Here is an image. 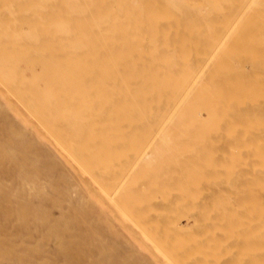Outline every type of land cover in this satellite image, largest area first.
<instances>
[{
  "label": "bare ground",
  "instance_id": "1",
  "mask_svg": "<svg viewBox=\"0 0 264 264\" xmlns=\"http://www.w3.org/2000/svg\"><path fill=\"white\" fill-rule=\"evenodd\" d=\"M0 113L151 263L264 264V0H0Z\"/></svg>",
  "mask_w": 264,
  "mask_h": 264
},
{
  "label": "rangeland",
  "instance_id": "2",
  "mask_svg": "<svg viewBox=\"0 0 264 264\" xmlns=\"http://www.w3.org/2000/svg\"><path fill=\"white\" fill-rule=\"evenodd\" d=\"M63 162L34 134L14 139L0 115V264H153L118 221L110 230L95 209L80 216V181Z\"/></svg>",
  "mask_w": 264,
  "mask_h": 264
}]
</instances>
